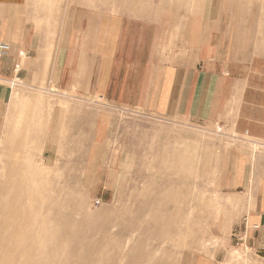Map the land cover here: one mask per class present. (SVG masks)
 <instances>
[{"label": "rangeland", "instance_id": "rangeland-1", "mask_svg": "<svg viewBox=\"0 0 264 264\" xmlns=\"http://www.w3.org/2000/svg\"><path fill=\"white\" fill-rule=\"evenodd\" d=\"M80 2L149 20L187 6ZM46 70L9 87L0 122V264H264V227L245 234L264 212L263 140L68 92Z\"/></svg>", "mask_w": 264, "mask_h": 264}, {"label": "crops", "instance_id": "crops-1", "mask_svg": "<svg viewBox=\"0 0 264 264\" xmlns=\"http://www.w3.org/2000/svg\"><path fill=\"white\" fill-rule=\"evenodd\" d=\"M217 2L191 10L186 0L181 12L149 20L88 13L80 0H0V44L9 45L0 61V122L9 87L46 70L41 51L56 31L46 72L65 91L86 94L90 85L117 106L224 124L264 141V0ZM52 22L60 26L47 28ZM245 219L246 236L264 227V212Z\"/></svg>", "mask_w": 264, "mask_h": 264}, {"label": "built area", "instance_id": "built-area-1", "mask_svg": "<svg viewBox=\"0 0 264 264\" xmlns=\"http://www.w3.org/2000/svg\"><path fill=\"white\" fill-rule=\"evenodd\" d=\"M9 51V45L7 43H1L0 44V61L5 58V56L8 54ZM20 68L17 66V69Z\"/></svg>", "mask_w": 264, "mask_h": 264}]
</instances>
